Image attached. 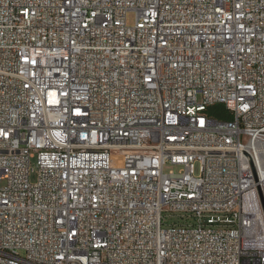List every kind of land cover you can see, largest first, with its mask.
<instances>
[{
	"label": "built area",
	"instance_id": "built-area-1",
	"mask_svg": "<svg viewBox=\"0 0 264 264\" xmlns=\"http://www.w3.org/2000/svg\"><path fill=\"white\" fill-rule=\"evenodd\" d=\"M0 264H264V0H0Z\"/></svg>",
	"mask_w": 264,
	"mask_h": 264
},
{
	"label": "rangeland",
	"instance_id": "rangeland-1",
	"mask_svg": "<svg viewBox=\"0 0 264 264\" xmlns=\"http://www.w3.org/2000/svg\"><path fill=\"white\" fill-rule=\"evenodd\" d=\"M135 23V19H134V15L133 14H129L128 16V24L129 26H133ZM224 107L222 105H217L215 107L214 110H222ZM181 170V167L179 166H173V165H166L164 168V172L165 173H170V172H175L178 173ZM196 172H198V167L196 168ZM36 180V175H32L31 177V181H35ZM181 214H175V215H170L168 216L166 219L167 221L170 223H173L175 221H180L181 220Z\"/></svg>",
	"mask_w": 264,
	"mask_h": 264
},
{
	"label": "trees",
	"instance_id": "trees-1",
	"mask_svg": "<svg viewBox=\"0 0 264 264\" xmlns=\"http://www.w3.org/2000/svg\"><path fill=\"white\" fill-rule=\"evenodd\" d=\"M215 109V107L214 108H212L211 109V113H213V115L214 116H216L217 118H227V119H230L231 117L230 116H228V115H226V113H224V111H222V110H214Z\"/></svg>",
	"mask_w": 264,
	"mask_h": 264
}]
</instances>
